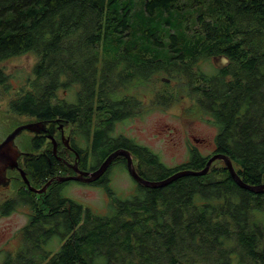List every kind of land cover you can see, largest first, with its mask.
Instances as JSON below:
<instances>
[{
  "label": "trees",
  "instance_id": "16d2710c",
  "mask_svg": "<svg viewBox=\"0 0 264 264\" xmlns=\"http://www.w3.org/2000/svg\"><path fill=\"white\" fill-rule=\"evenodd\" d=\"M24 53L37 58L33 78L9 100L10 111L76 124L99 152L94 170L124 149L143 178L162 180L201 170L220 153L243 182L264 183V0H0V89L8 85L1 63ZM215 55L226 56L227 64L212 63L205 72L202 63ZM146 82L148 108L136 88ZM74 87L73 101L56 94ZM179 91L192 100L187 112L198 106L217 128L210 155L192 152L168 167L147 146L111 135L118 121L173 105ZM24 139L17 144L30 154L18 164L33 187L67 174L57 158L68 160L62 143L54 155L45 137ZM71 145L86 156L75 140ZM124 159L115 157L91 183L108 195L107 214L63 195L69 181L52 182L38 194L19 179L17 199L3 200L0 214L17 203L29 208L28 220L15 253L1 264H264V191L239 186L223 163L156 188L130 176L137 187L122 199L107 174L117 163L126 168Z\"/></svg>",
  "mask_w": 264,
  "mask_h": 264
},
{
  "label": "rangeland",
  "instance_id": "374dc122",
  "mask_svg": "<svg viewBox=\"0 0 264 264\" xmlns=\"http://www.w3.org/2000/svg\"><path fill=\"white\" fill-rule=\"evenodd\" d=\"M36 61L37 58L34 54L24 53L10 57L1 63L4 72L8 75V85L6 89H0V141L16 126L35 122L30 117L20 116L10 111L8 102L15 96L17 90L27 88L28 79L33 78L32 70ZM212 63L211 60L204 61L202 69L210 73L213 70ZM148 83L136 86V88L142 90L141 94L137 97L140 100L139 102L144 104L145 108H148L152 102L151 95L145 91ZM171 85L176 86L177 83L171 81ZM75 91V87L64 90L61 88L58 89L56 94L59 98L73 101ZM190 101L192 100L184 96L183 91H179L173 105L166 109H147L146 112L134 114L132 117L118 121L113 125L111 135L123 136L132 139L138 144L147 146L168 167H174L186 162L189 157L188 151H190L192 145L203 156L209 155L214 149L212 141L217 128L210 122V116L202 109H199L198 106L194 109L195 111L187 112L186 108L192 106V102ZM60 124L64 123H58V126ZM14 125L16 126L13 127ZM46 129L49 130L47 133H54L52 131L53 125H47ZM22 133L16 137V144L21 139H27L33 135V133L28 131H23ZM197 138L204 139V143H197L195 141ZM75 139L78 145L83 148L85 147L84 139L79 137H75ZM48 141L52 144L49 138ZM58 142L62 143L63 147H67L63 140L59 139V141L56 140V150ZM59 149L62 148L60 147ZM67 157L69 162L73 160L71 155H67ZM223 163L221 159H215L211 165H221ZM68 171L70 172L71 170ZM108 174L109 186L116 196L124 199L134 193L137 183L130 177L122 163L114 164ZM16 189H18V184L14 186L12 182L5 187H0V203L9 198L17 199ZM61 191L63 195L91 207L96 213L107 214L109 212V197L101 186L70 181L62 187ZM28 214L29 208L17 205V203L16 208L8 214H0V264L8 254H14L18 248L20 244V230L26 224Z\"/></svg>",
  "mask_w": 264,
  "mask_h": 264
},
{
  "label": "water",
  "instance_id": "95a60500",
  "mask_svg": "<svg viewBox=\"0 0 264 264\" xmlns=\"http://www.w3.org/2000/svg\"><path fill=\"white\" fill-rule=\"evenodd\" d=\"M213 63L217 67H223L227 64L228 58L223 55H215L212 58ZM163 81H169L167 78H162ZM58 122L59 120H53ZM46 123L47 121H35V122H29L25 124H21L16 126L14 129H12L1 141H0V187H5L10 184V177L7 175L8 170L17 171L23 180L24 184L26 185L27 189L33 191L34 193H43L46 191L48 185L56 180V181H69V180H76L81 181L85 183L93 182L97 180L99 177L103 175L107 167L109 166L110 162L117 156H124L126 158V169L129 173V175L139 184L156 188V187H162L165 186L172 181H174L177 178H180L185 175H203L205 174L209 167L211 166L212 162L215 159H221L226 168L228 169L231 177L233 180L242 188L248 189L252 192H263L264 191V183L258 184V185H250L245 182L238 176L236 173L234 166L232 164V161L228 155L225 154H213L211 155L208 160L206 161V164L204 168L201 170H193V169H184L179 170L168 177L162 179V180H148L143 178L135 168V165L133 163V157L131 153L124 149H117L112 151L99 165V167L93 171H81L77 166V158H78V152H76L74 149L75 159L74 163L70 164V167L74 170L76 173L75 175H66V176H60L56 175L49 179L42 187L35 188L33 187L29 180L26 177L25 171L19 166L18 160L22 155H29L30 153L24 152L20 150L18 145L15 142V139L18 135H20L23 131H28L33 134L38 133H47L46 131ZM47 138L52 142L53 144V153L56 154V140L54 138V133H47ZM62 140L64 144L70 148L68 138H65L62 135ZM66 162V161H65Z\"/></svg>",
  "mask_w": 264,
  "mask_h": 264
},
{
  "label": "flooded vegetation",
  "instance_id": "af4514ba",
  "mask_svg": "<svg viewBox=\"0 0 264 264\" xmlns=\"http://www.w3.org/2000/svg\"><path fill=\"white\" fill-rule=\"evenodd\" d=\"M35 121H38V120H35ZM58 123H61V122H56V121H49V122H47L46 123V126L47 125H53V129H52V131L54 132V135H57L58 134V137H59V139H62V135L64 136V137H66V138H68V142H69V146H70V148H68V147H66V149H67V151H65V150H63V149H60V151H62L63 153H64V155H68V156H70L71 154H73V160L71 161V162H69L67 159H63V160H61V158L60 157H57L58 158V160H59V162H62L63 164H65L68 168H69V170H71L70 172L69 171H67V174L66 175H75L76 173L74 172V170L70 167V164H73V162H74V156H75V154H74V150H75V148H73V146L71 145V140H75L76 141V139H75V137H80V135L79 134H77V132H79L78 131V127H77V125L76 124H73V123H64V124H60V126H58ZM46 131H49L48 129H46ZM39 135H41V136H43V137H45V139H47L48 140V138L46 137V135H47V133H45V132H43V133H38ZM38 134H34V135H38ZM216 135V134H215ZM80 138H82V136L80 137ZM89 138V140L88 141H86L85 139H84V142H85V150H86V156H84L83 154H79L78 155V158H77V166H78V168L81 170V171H93L94 170V168H92V160H93V158H94V154H95V156L99 153V152H96V151H93L92 150V147H91V140L90 139H92V136H89L88 137ZM204 139H195V141L197 142V143H204V141H203ZM213 144H214V149H213V151L215 150V136L213 137ZM72 149H74V150H72ZM76 151V150H75ZM189 152V157H188V160L190 159V155H191V153L192 152H199L198 150H197V148L196 147H194L193 145L190 147V151H188ZM54 154V153H53ZM54 155H56V154H54ZM82 155V156H81ZM109 155V154H108ZM107 155V156H108ZM202 155V154H201ZM210 155V154H209ZM213 155V154H212ZM206 156V155H205ZM121 157H123L124 158V156H121ZM210 157V156H209ZM68 158V157H67ZM115 159V158H114ZM114 159L111 161V163L114 161ZM124 160H126V158L124 159ZM135 158L133 157V163H134V165H136V163H137V161L135 162ZM187 160V161H188ZM66 161V162H65ZM84 161V163L86 162V165L84 166V168H81V167H79V165H78V163L79 162H83ZM120 161V160H119ZM110 163V164H111ZM101 164V163H100ZM99 164V165H100ZM98 165V166H99ZM136 167V166H135ZM9 171V170H8ZM8 171H7V173H8ZM107 171V170H106ZM17 172V171H16ZM18 173V172H17ZM109 174H107V176H108ZM9 176V175H8ZM10 177V182H13V180L14 181H16V184H18V188L20 187V183H18L19 181V179H21V178H19L20 176H19V173H18V175H12V176H9ZM109 178V177H108ZM51 179V178H50ZM22 180V179H21ZM56 180H54V181H52V182H55ZM70 181H75V180H69V182ZM51 182V183H52ZM75 182H78V183H82V184H91V183H94V182H89V183H85V182H81V181H75ZM50 185V184H49ZM49 185H48V187H49ZM97 186H99V185H97ZM47 187V188H48ZM47 190V189H46Z\"/></svg>",
  "mask_w": 264,
  "mask_h": 264
}]
</instances>
